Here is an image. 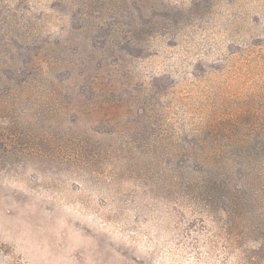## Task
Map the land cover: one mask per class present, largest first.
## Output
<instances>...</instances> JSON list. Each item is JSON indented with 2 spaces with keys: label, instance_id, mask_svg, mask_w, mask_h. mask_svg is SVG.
<instances>
[{
  "label": "rangeland",
  "instance_id": "1",
  "mask_svg": "<svg viewBox=\"0 0 264 264\" xmlns=\"http://www.w3.org/2000/svg\"><path fill=\"white\" fill-rule=\"evenodd\" d=\"M0 264H264V0H0Z\"/></svg>",
  "mask_w": 264,
  "mask_h": 264
}]
</instances>
